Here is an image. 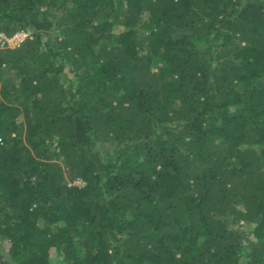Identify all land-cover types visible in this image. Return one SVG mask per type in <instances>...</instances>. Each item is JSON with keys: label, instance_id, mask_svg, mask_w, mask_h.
Returning <instances> with one entry per match:
<instances>
[{"label": "trees", "instance_id": "1", "mask_svg": "<svg viewBox=\"0 0 264 264\" xmlns=\"http://www.w3.org/2000/svg\"><path fill=\"white\" fill-rule=\"evenodd\" d=\"M18 32L8 264H264V0H0Z\"/></svg>", "mask_w": 264, "mask_h": 264}, {"label": "rangeland", "instance_id": "2", "mask_svg": "<svg viewBox=\"0 0 264 264\" xmlns=\"http://www.w3.org/2000/svg\"><path fill=\"white\" fill-rule=\"evenodd\" d=\"M12 37L7 38L2 33H0V47L2 46L14 47L18 45L21 37L19 36L16 39H12ZM75 183L80 184V181L75 180ZM6 255H7L6 243L3 242L2 239H0V264H8ZM58 259L59 258L55 257L54 255V259H53L54 264H60Z\"/></svg>", "mask_w": 264, "mask_h": 264}, {"label": "built area", "instance_id": "3", "mask_svg": "<svg viewBox=\"0 0 264 264\" xmlns=\"http://www.w3.org/2000/svg\"><path fill=\"white\" fill-rule=\"evenodd\" d=\"M26 35H27V33H25V32H18V33H15L13 35L12 39H16V38H18L20 36L21 37L20 41H21Z\"/></svg>", "mask_w": 264, "mask_h": 264}]
</instances>
